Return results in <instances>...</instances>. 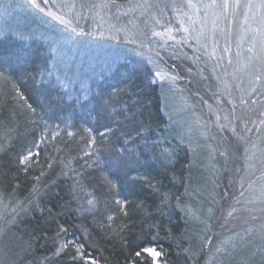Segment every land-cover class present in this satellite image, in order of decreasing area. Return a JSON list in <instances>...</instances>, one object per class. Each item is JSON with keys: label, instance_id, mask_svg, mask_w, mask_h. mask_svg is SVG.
<instances>
[{"label": "trees", "instance_id": "trees-1", "mask_svg": "<svg viewBox=\"0 0 264 264\" xmlns=\"http://www.w3.org/2000/svg\"><path fill=\"white\" fill-rule=\"evenodd\" d=\"M236 1L230 0V40L235 43L243 30L246 36L235 95L223 91L217 80L219 73L230 71L224 60L199 58L195 65L179 57L165 59L180 81L187 76L188 82L181 84L196 102L216 105L230 122L237 119L252 128L246 144L235 136L236 129L234 135L226 130L221 137L226 162L217 184L224 199L232 196L244 173V148L253 143L264 147V123L252 132L264 109V3ZM8 56L25 63L0 77V197L13 206L30 204L1 245L10 264H203L202 257L193 261L189 256L190 232L181 209L193 182V160L185 146L167 135L168 118L151 66L125 57L90 84L85 96H70L45 79L52 59L44 42L2 35L0 67H6ZM241 101L244 109L239 108ZM106 128L111 132L102 136ZM141 128L146 131L135 136ZM130 134L135 145L128 143L125 150ZM145 140L155 146L146 149ZM163 149L170 154L166 159ZM28 151L34 155L20 164ZM77 181L81 187L73 191ZM165 196L168 200L162 203ZM64 244L69 246L57 254ZM146 248L160 255L153 257ZM255 249L245 248L236 264H264V241ZM230 252L220 257L225 261Z\"/></svg>", "mask_w": 264, "mask_h": 264}, {"label": "rangeland", "instance_id": "rangeland-1", "mask_svg": "<svg viewBox=\"0 0 264 264\" xmlns=\"http://www.w3.org/2000/svg\"><path fill=\"white\" fill-rule=\"evenodd\" d=\"M56 3L60 7L50 3L47 8L63 15L70 24L53 21L29 7L26 0H0V34L44 42L52 59L45 79L70 96H85L90 84L125 57L134 56L148 63L161 88L163 111L168 118L167 135L185 146L193 160V182L181 204L190 232L189 256L193 261L202 257L203 264H236L248 246L256 247V252L264 241V147L253 143L244 148L243 157L247 152L246 158L241 159L244 173L236 179L232 196L222 198L217 184L226 162L221 137L224 131L233 134L236 129L235 136L246 144L252 128L246 129L244 121L238 123L234 119L235 125L241 126L239 130L216 105L204 100L196 102L186 84H181L182 80L188 82L187 76L180 81L173 65L165 61L179 57L196 65L199 58L221 60L222 64L224 60L230 71L219 73L221 79L217 80L221 81L223 91L235 95L234 89L239 86L236 77L244 70V65L237 61L246 34L243 30L235 43L230 40L233 21L230 0L227 3L129 0L123 4L110 0H56ZM81 31L84 34L77 35ZM215 64L218 70L219 65ZM244 104L241 101L239 108L244 109ZM258 122L253 134L264 123V109ZM29 205L13 206L0 197V264H10L7 254L1 253V245L4 246L15 221ZM213 238L216 241L212 251ZM229 251L224 261L220 256Z\"/></svg>", "mask_w": 264, "mask_h": 264}, {"label": "snow or ice", "instance_id": "snow-or-ice-1", "mask_svg": "<svg viewBox=\"0 0 264 264\" xmlns=\"http://www.w3.org/2000/svg\"><path fill=\"white\" fill-rule=\"evenodd\" d=\"M27 2V5L29 7H31L32 9L38 11L39 13H42L44 14L45 16H48V17H51V19L53 21H57L59 24H70L71 22L70 21H67L65 20L64 16L63 15H59L58 13H55L53 12L51 9H48L47 6L51 3L52 5L56 6V7H60V5H57L56 3V0H26ZM225 2L227 3V0H225ZM237 2H239V0H237ZM112 3H115V0H112ZM262 3H264V0H262ZM72 32L75 33V29H72ZM83 31H81L80 33H77V35H83ZM155 35H160L159 33H154ZM2 35V34H0ZM25 63V60H23L22 58L20 57H17V56H8L4 59V64L6 65V67H0V77H4V74L5 72L8 70V69H16L18 67H20L21 65H23ZM157 75H159V73H157ZM62 86L63 87H67V84H64L63 82H61ZM17 91H19V89H17ZM21 99H23L24 97L21 96L20 97ZM45 131H47V129H45ZM86 131H91V129H87ZM146 129L144 128H141L140 131H136L135 132V136L139 137L141 135L142 132H145ZM111 132V129H105V132L104 133H101L102 136H106L108 133ZM59 135V133H53L52 135V139H55V137ZM67 135L69 137L73 136V133L71 131H68L67 132ZM41 140L43 141L44 138L42 137ZM128 143H132L133 145H135V140L133 139V136L130 134L128 136V140L125 141V150H127V144ZM92 144H94V140H90L89 141V146L91 147ZM144 145H145V148L146 149H150L152 147H154L155 145L154 144H149L147 142V140L144 141ZM59 150V149H58ZM129 152L131 150H128ZM40 153L39 152H36L35 155H39ZM34 155V153L32 151H28L27 152V155L26 156H21L20 159H19V163L20 164H24L29 157H32ZM167 155H170L168 153V150L167 149H163L162 150V156H164V158L166 159L167 158ZM119 163L121 164H126L127 162L124 161V160H121L119 161ZM71 164V159H69L68 161V164L65 165L66 168L69 167V165ZM51 163L49 164V167H51ZM65 175H67V172L64 173ZM41 175H43V173H41ZM74 175H78V174H74ZM77 187H81L79 181H77L76 185L73 186V191H75L77 189ZM225 195H227V193H225ZM168 200V197L165 196L162 203H166ZM89 205H92L93 204V200H89L88 201ZM119 203V201H118ZM82 211H90L91 209H81ZM229 215H231V213H229ZM109 221L112 220V217L109 216L108 217ZM66 230L61 226L60 228V232H65ZM59 236V233L57 234ZM71 243V242H69ZM69 246V244H64L62 246L61 249L58 250L57 254H59L60 251H63L64 248H67ZM80 251V248H77V252ZM145 252H148L151 256L153 257H157L160 255L159 252H156L154 249H151V248H146L144 249ZM137 256L140 255L139 252H137L136 254ZM93 264H95V262L93 261Z\"/></svg>", "mask_w": 264, "mask_h": 264}]
</instances>
